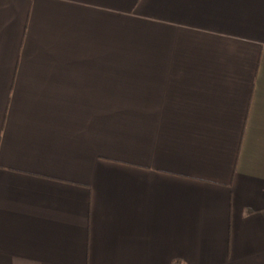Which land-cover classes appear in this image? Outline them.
Returning <instances> with one entry per match:
<instances>
[{
    "label": "crops",
    "instance_id": "obj_1",
    "mask_svg": "<svg viewBox=\"0 0 264 264\" xmlns=\"http://www.w3.org/2000/svg\"><path fill=\"white\" fill-rule=\"evenodd\" d=\"M0 264H264V0H0Z\"/></svg>",
    "mask_w": 264,
    "mask_h": 264
}]
</instances>
